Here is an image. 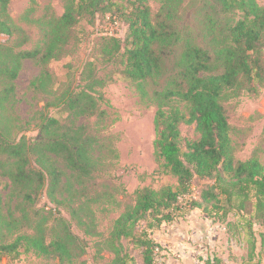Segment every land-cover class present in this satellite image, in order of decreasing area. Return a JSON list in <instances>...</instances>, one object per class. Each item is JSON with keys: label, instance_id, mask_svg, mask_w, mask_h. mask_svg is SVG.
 Listing matches in <instances>:
<instances>
[{"label": "trees", "instance_id": "16d2710c", "mask_svg": "<svg viewBox=\"0 0 264 264\" xmlns=\"http://www.w3.org/2000/svg\"><path fill=\"white\" fill-rule=\"evenodd\" d=\"M200 1L202 5L194 13L195 17L201 13L202 21L194 25L193 17L184 22L177 19L183 0H163L154 19L146 0H128L122 7L116 0H66L61 16L46 21L41 48L18 51L10 65L3 68L13 79L21 58H34L41 65L57 59L70 29L83 16L109 13L125 25L123 39L101 35L98 54L105 67L117 68L122 78L135 85L142 99L156 105L154 153L164 171L176 177L177 185L135 190V203L119 215L106 238L114 264H165L157 262L164 248L151 232L174 221L186 203L192 207L206 203L216 213L222 210L223 219L233 211L249 229L264 220V164L255 157L224 162V155L232 153V148L222 105L225 97L241 90L255 91L256 83L264 78V5L256 0ZM8 2L0 0V33L11 36L20 29L7 13ZM49 76L42 70L34 82L44 89ZM104 78L113 80L108 74L98 76L89 61L80 73V85L68 87L54 102L72 119H102L103 95L97 88L104 87ZM161 78V89H146V83ZM178 102L184 103V110ZM181 124H194L199 134L195 140H186L184 147L180 144ZM84 129L83 125H61L57 118L48 116L39 125L42 139L29 147L34 162L51 176L47 193L55 204L59 201L53 189L61 174L56 159L60 158L72 173L87 172L92 162V144ZM23 147L15 143L2 151L17 157ZM244 212L249 216L245 217ZM55 223L60 226L51 227L48 241L44 221L32 226L33 234L17 235L11 242L0 240V256L16 258L22 247L23 251L32 250L37 255L56 257L62 264H72L77 236L63 217ZM0 224L7 229L9 220L2 219ZM133 249H139V262L131 253Z\"/></svg>", "mask_w": 264, "mask_h": 264}, {"label": "rangeland", "instance_id": "374dc122", "mask_svg": "<svg viewBox=\"0 0 264 264\" xmlns=\"http://www.w3.org/2000/svg\"><path fill=\"white\" fill-rule=\"evenodd\" d=\"M65 1L9 0L7 4L8 15L20 30L11 36L0 33V221L9 220L7 229L0 224V240L11 242L17 235L33 234L32 226L44 221L48 241L51 227L60 226L55 219L63 217L77 236L72 264H114L106 238L119 215L135 203V190L143 186L175 188L177 180L164 171L154 153L156 105L142 99L132 82L122 78L117 68L105 67L99 57L101 35L123 39L125 25L119 19L115 22L109 13L99 12L83 16L70 29L69 39L57 59L41 65L34 58H21L13 79L3 70L18 51L41 48L46 21L61 16ZM162 1L146 0L152 19ZM256 2L264 5V0ZM116 3L122 7L128 0ZM200 5V0H183L177 19L184 22L193 17L194 25L201 24V13L196 17L194 13ZM262 60L264 65V49ZM89 61L98 76L113 77L104 78V87L97 88L103 95L100 108L105 114L102 119H72L58 108L54 98L68 87L80 85V73ZM42 70L50 75L44 89L34 82ZM162 80L146 83L145 87L148 91L153 86L161 89ZM176 104L185 109L183 102ZM222 105L230 126L232 148V153L224 155V162L255 157L264 164V78L256 83L255 91L241 90L235 96L225 97ZM48 116L57 118L61 125H83L92 144V162L87 172L72 173L60 158L56 159L61 174L53 195L58 204L48 197L51 176L29 153V147L42 139L39 125ZM180 135L182 147L186 140L199 137L194 124H181ZM15 143L24 146L21 155L9 156L2 151ZM222 213L206 207V203L201 207L184 204L174 221L151 232L164 248L157 255V262L264 264V220L249 229L233 211L225 219ZM244 215L249 216L245 212ZM18 250L16 258L0 256V264H62L53 256L23 251L22 247ZM131 253L139 262V249Z\"/></svg>", "mask_w": 264, "mask_h": 264}, {"label": "built area", "instance_id": "2783aa9c", "mask_svg": "<svg viewBox=\"0 0 264 264\" xmlns=\"http://www.w3.org/2000/svg\"><path fill=\"white\" fill-rule=\"evenodd\" d=\"M115 20V19H114ZM115 22H116V20H115Z\"/></svg>", "mask_w": 264, "mask_h": 264}]
</instances>
